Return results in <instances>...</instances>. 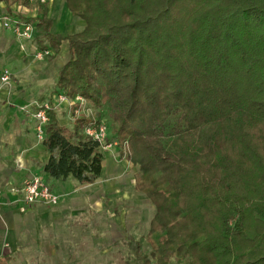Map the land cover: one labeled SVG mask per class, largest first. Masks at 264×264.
Segmentation results:
<instances>
[{
    "label": "trees",
    "instance_id": "16d2710c",
    "mask_svg": "<svg viewBox=\"0 0 264 264\" xmlns=\"http://www.w3.org/2000/svg\"><path fill=\"white\" fill-rule=\"evenodd\" d=\"M4 1L39 7L21 19L48 61L69 42L56 91L97 110L72 127L48 112L46 176L98 182L105 153L84 130L106 117L155 208L151 254L131 239L139 264H264V0H66L86 23L71 36L47 4Z\"/></svg>",
    "mask_w": 264,
    "mask_h": 264
},
{
    "label": "crops",
    "instance_id": "0c3cea01",
    "mask_svg": "<svg viewBox=\"0 0 264 264\" xmlns=\"http://www.w3.org/2000/svg\"><path fill=\"white\" fill-rule=\"evenodd\" d=\"M19 3L12 1L8 6L4 0H0V77L8 65L14 67L10 69V86H5L0 93V251L4 252L0 264H40V252L42 249L47 250V244H53L51 249L67 248L64 240L67 235L72 238V232L67 231L66 215L81 211L87 214L89 209L100 206V180L93 185L82 186L72 178L54 181L44 173L50 153L43 141L37 138V121L33 114L37 109V100L47 92L41 82L46 81L49 65L56 59L53 62L34 60L33 55L37 49H41L40 45H48L37 31L33 40L21 42L11 30L4 28L2 18L9 10L15 18L29 20L39 17L37 12L34 15L37 9L28 15L21 13L17 9ZM60 11L63 15L59 17L58 23H54L58 25V30L62 29V16H68L69 13H65L59 1L49 7L51 19ZM67 21H72V15L71 20L67 17ZM54 26L51 33L60 34L54 31ZM62 52L63 46L58 57ZM60 123L68 126L62 121ZM112 157V153L105 154L103 176L108 166L114 164ZM118 160L124 159L119 157ZM34 176L44 179L52 191L60 196L57 206L41 203L28 205L22 193L13 192L14 189H22Z\"/></svg>",
    "mask_w": 264,
    "mask_h": 264
},
{
    "label": "rangeland",
    "instance_id": "374dc122",
    "mask_svg": "<svg viewBox=\"0 0 264 264\" xmlns=\"http://www.w3.org/2000/svg\"><path fill=\"white\" fill-rule=\"evenodd\" d=\"M56 1H59V3L64 6L66 14L69 13L68 16H62L64 22L62 21L61 30L60 28L58 30V25L54 23H58L59 17L63 15L62 11H60V13H55L52 19L49 18L52 21V27L55 25L54 31H59L60 33L57 35L71 36L81 33L86 27L85 21L79 16L72 14L67 6L66 0H53L48 3L47 6L50 7L55 4ZM17 9H20L21 13H25V15H28V13L30 14L36 9L34 15L36 12L40 13L38 6H24L23 2L17 5ZM71 15L72 21L70 23L72 25L67 21V17L71 20ZM42 46L43 45H40V48ZM48 46L49 44L45 47L53 53ZM62 46V54L58 58L52 59V62L56 60L49 65V70L46 72V81L44 80L43 83L41 82V86L47 88V92L41 95L37 100L38 103L49 100L54 101L60 95L56 91V74H58L59 70H61L70 58L69 42H63ZM62 46L60 53L62 51ZM39 50L37 49L35 51L33 55L34 60H48L47 58L42 60H37L35 58ZM6 69L11 72L10 69H14V67L8 65ZM53 69H55V71ZM4 88L5 86L2 87V90ZM75 99L72 100L68 98V103L61 106V109L57 112L58 119L68 124V126L70 124L72 125L73 122L71 120H74L72 111L79 109V106L74 104ZM86 105V109L89 110L93 116L96 115L97 110L92 104L86 101ZM52 111L56 112L55 110ZM102 122L108 128V136L111 139L113 133L110 121L105 117ZM121 153H123V151H121ZM121 153L120 149H118L116 153L114 152L112 154L114 156L112 157V162L117 166L112 164L111 167L109 165L106 174L100 179V206L89 209L87 214H83L81 211L78 214L71 215L69 213L66 215L67 231L72 232V238L71 235H64H67V239L64 240L67 248L63 247L61 249V247H59L51 249L53 244H47V250L42 249L40 252L42 258L40 264H139L138 257L135 253V246L133 247L136 242L141 245L142 254H151L146 237L150 230L151 221L155 216V208L144 195L137 192L135 189L139 168L133 166L126 159L119 161L118 159ZM123 155H129V150L127 154L123 153ZM59 203L60 199L58 204ZM79 230L82 231L81 234H79ZM71 239L73 242H71ZM77 239L78 242H76ZM131 239L135 242L133 243ZM69 243H72V245Z\"/></svg>",
    "mask_w": 264,
    "mask_h": 264
},
{
    "label": "built area",
    "instance_id": "2783aa9c",
    "mask_svg": "<svg viewBox=\"0 0 264 264\" xmlns=\"http://www.w3.org/2000/svg\"><path fill=\"white\" fill-rule=\"evenodd\" d=\"M31 3H37L39 5H45L53 0H29ZM3 26L5 29L11 30L16 37L21 42L29 41L34 38L35 26L29 23L27 20H22L20 18L12 17L10 14L5 15L3 18ZM50 50H39L35 58L37 60H42L51 56ZM12 80V74L9 70H4L0 77V91L3 86L10 85ZM68 98L64 95H59L54 101H46L36 104V111L33 114L34 119L37 121L36 131L37 138L39 141H43L45 137V129L49 122L48 112L60 109L61 106L68 103ZM79 106V109L72 111V117L76 121L83 117H93V114L86 109V100L80 96L76 97L75 103ZM85 134L97 142L104 153H116V150L121 149L125 154L128 153L129 145L124 143L120 145L118 141H113L108 136V128L102 123L98 124L96 122L91 123L84 130ZM14 193H22L24 195V201L28 205H34L37 203L46 204L48 206H56L59 202L60 196L55 194L50 186L41 177L34 176L29 179L23 186L22 189H14ZM2 251H0V260L3 256Z\"/></svg>",
    "mask_w": 264,
    "mask_h": 264
}]
</instances>
